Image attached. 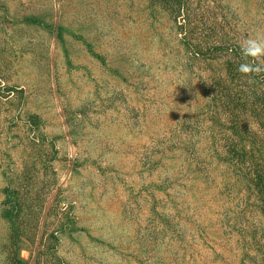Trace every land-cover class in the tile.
<instances>
[{"label": "rangeland", "instance_id": "obj_1", "mask_svg": "<svg viewBox=\"0 0 264 264\" xmlns=\"http://www.w3.org/2000/svg\"><path fill=\"white\" fill-rule=\"evenodd\" d=\"M190 1L242 46L264 39V0ZM162 6L0 0V264H17L15 245L24 264H194L181 253L185 213L199 205L211 233L222 204L217 188H196L170 224L154 213L155 197L159 213L175 214L163 201L178 187L154 184L179 159L153 172L152 142L195 104ZM234 240L219 256L227 264H240Z\"/></svg>", "mask_w": 264, "mask_h": 264}, {"label": "trees", "instance_id": "obj_2", "mask_svg": "<svg viewBox=\"0 0 264 264\" xmlns=\"http://www.w3.org/2000/svg\"><path fill=\"white\" fill-rule=\"evenodd\" d=\"M161 1L175 24L168 53L181 63L182 78L188 72L187 81L195 79V104L152 142L148 163L153 172L168 167L165 159H179L173 175L154 184L156 190L178 187L177 194L166 193L163 201L175 214L159 213L162 201L153 195L154 213L170 224L192 190L217 188L213 196L222 208L212 212L216 223L211 233L199 218V205L185 213L183 257L194 264H227L219 256L231 252L228 246L235 239L231 247L239 250L240 264H264V72L242 74L240 65L253 63L252 58L244 57L242 45L217 19L194 16L190 0ZM200 244L213 250L209 261L197 260ZM18 251L15 245L12 258L24 264Z\"/></svg>", "mask_w": 264, "mask_h": 264}, {"label": "clouds", "instance_id": "obj_3", "mask_svg": "<svg viewBox=\"0 0 264 264\" xmlns=\"http://www.w3.org/2000/svg\"><path fill=\"white\" fill-rule=\"evenodd\" d=\"M242 52L245 58L251 57L253 63L241 64L239 71L245 76L260 74L264 72V64L259 63L261 57H264V39L249 38L245 40L242 46Z\"/></svg>", "mask_w": 264, "mask_h": 264}]
</instances>
